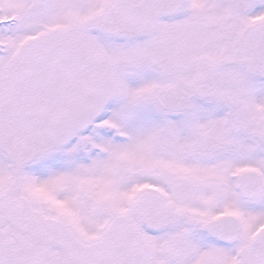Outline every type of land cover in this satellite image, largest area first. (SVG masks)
<instances>
[{"label":"snow or ice","instance_id":"obj_1","mask_svg":"<svg viewBox=\"0 0 264 264\" xmlns=\"http://www.w3.org/2000/svg\"><path fill=\"white\" fill-rule=\"evenodd\" d=\"M0 264H264V0H0Z\"/></svg>","mask_w":264,"mask_h":264}]
</instances>
